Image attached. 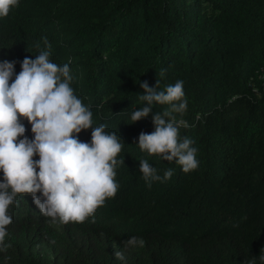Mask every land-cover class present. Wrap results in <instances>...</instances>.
<instances>
[{
  "label": "trees",
  "instance_id": "trees-1",
  "mask_svg": "<svg viewBox=\"0 0 264 264\" xmlns=\"http://www.w3.org/2000/svg\"><path fill=\"white\" fill-rule=\"evenodd\" d=\"M45 36L50 61L69 65L74 94L91 106L93 127L122 138L116 158L124 165L115 169L116 194L82 223L52 222L30 194H17L0 264H260L264 0H19L0 17V62L16 61L18 74ZM156 80L159 90L184 82L188 106L176 115L189 127L179 136L195 141L199 161L189 173L137 145L141 131H154L152 115L131 123L128 112L145 103L140 82ZM167 107L154 104L153 112ZM91 132L79 140L90 143ZM141 159L174 175L149 188ZM132 236L145 246L125 249Z\"/></svg>",
  "mask_w": 264,
  "mask_h": 264
},
{
  "label": "clouds",
  "instance_id": "clouds-1",
  "mask_svg": "<svg viewBox=\"0 0 264 264\" xmlns=\"http://www.w3.org/2000/svg\"><path fill=\"white\" fill-rule=\"evenodd\" d=\"M18 3L19 0H0V17H7ZM34 47L39 54L35 59L26 56L18 74L16 61L0 62V252L10 247L5 244L6 226L12 223L8 209L17 194H30L41 214L52 222L82 223L116 194L119 185L115 169L124 165V158H116L124 144L122 138L116 131H106L105 124L93 127L91 106L85 105L70 86L73 77L69 65L50 61L51 44L46 36ZM183 85L178 80L159 90V80L151 87L147 81L140 82L143 94L139 99L146 106L128 112V116L135 123L151 114L154 131H141L139 149L150 156L158 155L162 161L175 162L189 173L198 168L199 161L195 141L179 136L181 128L189 127L176 115L182 117L188 106L183 99ZM154 104L168 107L153 112ZM21 118L31 125L33 139L25 135ZM90 128V143L80 141L78 134ZM34 155L39 159L34 161ZM139 171L149 188L153 182L164 183L174 175L172 168L159 175L148 159L139 161ZM145 243L136 236L122 241L125 249L143 248ZM115 259L126 262L122 251L115 252ZM255 259L249 264H254ZM258 259L264 264V248Z\"/></svg>",
  "mask_w": 264,
  "mask_h": 264
}]
</instances>
